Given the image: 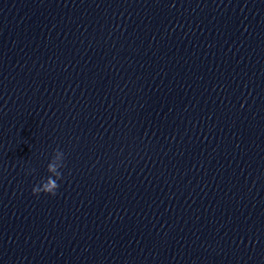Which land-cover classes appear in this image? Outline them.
Masks as SVG:
<instances>
[{"label": "clouds", "instance_id": "obj_1", "mask_svg": "<svg viewBox=\"0 0 264 264\" xmlns=\"http://www.w3.org/2000/svg\"><path fill=\"white\" fill-rule=\"evenodd\" d=\"M64 160L65 153L60 149L54 150L52 158L47 165V172L50 175L33 186V195L39 196L41 193L52 196L56 195L57 189L60 187L58 181L62 179V172L60 169L65 166Z\"/></svg>", "mask_w": 264, "mask_h": 264}]
</instances>
